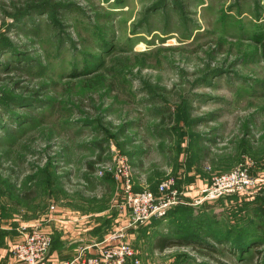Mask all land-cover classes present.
Returning a JSON list of instances; mask_svg holds the SVG:
<instances>
[{
	"label": "rangeland",
	"instance_id": "374dc122",
	"mask_svg": "<svg viewBox=\"0 0 264 264\" xmlns=\"http://www.w3.org/2000/svg\"><path fill=\"white\" fill-rule=\"evenodd\" d=\"M238 167L258 195L193 192ZM169 178L195 199L136 222ZM62 215L144 264H264V0H0V225Z\"/></svg>",
	"mask_w": 264,
	"mask_h": 264
},
{
	"label": "built area",
	"instance_id": "2783aa9c",
	"mask_svg": "<svg viewBox=\"0 0 264 264\" xmlns=\"http://www.w3.org/2000/svg\"><path fill=\"white\" fill-rule=\"evenodd\" d=\"M258 185L259 180L252 177L246 168L238 167L231 172L215 176L207 188L193 192L205 193L206 198H219L235 194L252 197L256 195ZM127 192L129 194L128 207L136 222H148L153 218H162L170 206L187 204L186 196L192 194L177 189L176 182L172 178L167 179L159 186L158 195L149 190L134 193L131 192V186H128ZM59 219L68 221L63 215ZM19 230L21 238L13 248L16 263L53 264L49 254L52 237L47 227L41 221H23ZM102 245L98 252L97 243L80 247L72 258L56 259L54 264H144L137 250L125 242L123 235L118 232L108 236ZM93 250L95 253H92Z\"/></svg>",
	"mask_w": 264,
	"mask_h": 264
},
{
	"label": "crops",
	"instance_id": "0c3cea01",
	"mask_svg": "<svg viewBox=\"0 0 264 264\" xmlns=\"http://www.w3.org/2000/svg\"><path fill=\"white\" fill-rule=\"evenodd\" d=\"M176 188L179 189L177 186ZM188 198H192V200L195 199L194 196H189L187 194L186 201ZM183 205H190V202ZM61 217L62 216H56L55 219L58 220H55V222L53 223L51 222V225L49 224L47 226V229L51 232L52 242L54 239V243L58 244L57 246L53 247V250L51 252V261L53 264L55 262L54 257H56V259L58 260L70 259L78 252L80 247L94 245L97 243L98 252V249L103 246L102 242L107 238L106 236L101 240H97V238H89L92 234H97V225H90V223L87 222V219L80 218L74 221L71 218L69 219L68 215H63V217H66L68 221H60L59 218ZM20 224V221H16L10 226L0 225V264H17L13 255V248L21 238V233L19 230ZM91 226L93 227L91 228ZM153 248L155 254H162V252L164 253L167 251V248H165L164 250H160L157 247ZM92 253H95V250H93ZM161 264L173 263L167 261Z\"/></svg>",
	"mask_w": 264,
	"mask_h": 264
},
{
	"label": "trees",
	"instance_id": "16d2710c",
	"mask_svg": "<svg viewBox=\"0 0 264 264\" xmlns=\"http://www.w3.org/2000/svg\"><path fill=\"white\" fill-rule=\"evenodd\" d=\"M205 153H206V151H205ZM206 154H208V152L206 153ZM202 244V243H201ZM169 245H171L170 244V242L169 241H167V240H165V239H161L160 240V244L158 245V246H156L157 248H159L160 250H164L165 248H167ZM200 246V245H199ZM204 247V246H203ZM202 249V248H201ZM206 249L208 250V252L207 251H203V250H200V253H202L203 255H205V256H209V253L210 252H212V253H218L219 252V250L218 249H216L214 246H211V245H208V246H206ZM49 254H50V250H49ZM50 257H51V255H50ZM54 259L56 260V257H54Z\"/></svg>",
	"mask_w": 264,
	"mask_h": 264
}]
</instances>
